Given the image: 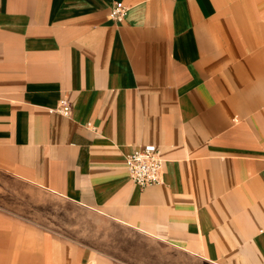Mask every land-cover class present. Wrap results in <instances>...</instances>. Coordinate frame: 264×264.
I'll use <instances>...</instances> for the list:
<instances>
[{
    "label": "crops",
    "instance_id": "0c3cea01",
    "mask_svg": "<svg viewBox=\"0 0 264 264\" xmlns=\"http://www.w3.org/2000/svg\"><path fill=\"white\" fill-rule=\"evenodd\" d=\"M146 146L160 185L129 176ZM0 175V264H113L55 241L33 192L193 262L264 264V0H0Z\"/></svg>",
    "mask_w": 264,
    "mask_h": 264
},
{
    "label": "rangeland",
    "instance_id": "374dc122",
    "mask_svg": "<svg viewBox=\"0 0 264 264\" xmlns=\"http://www.w3.org/2000/svg\"><path fill=\"white\" fill-rule=\"evenodd\" d=\"M0 185H10V179L0 175ZM33 195L37 197L39 204L46 203L53 211L49 228L53 231L55 241L80 242L96 247L100 249L98 254L113 264H127L126 260L128 264H206L193 262L185 254L168 250L158 241L137 231L127 230L88 210L44 193L33 192ZM38 223L42 226L46 221L40 220ZM33 238L40 250L43 236L37 235ZM36 254L39 256L41 253L39 251Z\"/></svg>",
    "mask_w": 264,
    "mask_h": 264
},
{
    "label": "built area",
    "instance_id": "2783aa9c",
    "mask_svg": "<svg viewBox=\"0 0 264 264\" xmlns=\"http://www.w3.org/2000/svg\"><path fill=\"white\" fill-rule=\"evenodd\" d=\"M129 8L122 2L115 3L110 9V16L116 23H122ZM73 107L68 101H62L51 113L64 117L72 116ZM129 176L140 187L160 185L163 183L164 159L160 149L146 146L132 151L125 159Z\"/></svg>",
    "mask_w": 264,
    "mask_h": 264
}]
</instances>
